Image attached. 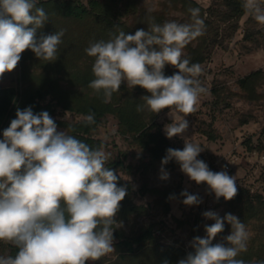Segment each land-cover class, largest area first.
<instances>
[{
  "label": "clouds",
  "instance_id": "1",
  "mask_svg": "<svg viewBox=\"0 0 264 264\" xmlns=\"http://www.w3.org/2000/svg\"><path fill=\"white\" fill-rule=\"evenodd\" d=\"M37 0H0V77L12 72L25 50L44 61L57 59L64 29L37 38V30L48 15ZM243 9L258 24L264 25V0H243ZM191 23L150 22L146 31L134 34L119 31L108 41L92 42L85 49L94 58V79L88 87L102 93L105 102L121 85L140 86L150 95L141 97L137 111L159 114L168 109L172 122L165 125L166 137L183 136L189 128L186 119L197 110L201 95L208 89L198 79L199 64L190 63L184 48L204 35L205 21L199 7L189 8ZM166 65L178 69L165 76ZM86 125L95 124V114L83 117ZM0 139V242L11 244L15 255H0V264H89L114 251L113 233L120 224L115 217L127 193L118 186L120 177L106 167L109 155L103 148H92L57 131L47 111L34 113L31 106L16 109L15 118ZM204 149L185 139L182 150L169 148L162 159L160 179H169L163 165L175 160L180 170L196 184L205 183L218 201L232 200L237 194L236 180L226 170L213 172L200 159ZM185 206L202 203L187 190L180 193ZM172 197H170L171 199ZM215 221L205 225V237L190 241L194 250L177 264H246L239 255L247 251L250 233L235 215L221 218L214 211L202 213ZM231 225L225 243L213 244ZM162 264H170L165 259ZM252 264H264V260Z\"/></svg>",
  "mask_w": 264,
  "mask_h": 264
},
{
  "label": "rangeland",
  "instance_id": "2",
  "mask_svg": "<svg viewBox=\"0 0 264 264\" xmlns=\"http://www.w3.org/2000/svg\"><path fill=\"white\" fill-rule=\"evenodd\" d=\"M194 1L207 8L214 0ZM81 2L86 4V0ZM164 3L165 0H140V13L136 16L124 13L121 21L138 29L148 27L151 13L162 9ZM218 29L217 44L209 58L200 65L202 73L198 77L208 92L201 95L197 110L186 117L189 128L183 136L171 139L166 137L165 125L172 122L168 109L162 110L159 114L145 110L143 114L145 122L153 120L171 144L184 146L186 138L189 142L199 144L204 150L197 159L203 160L211 171L217 172L219 168L227 167L228 174L235 177L237 186V194L232 200L225 201L221 197L217 201L207 184H196L180 170V167L174 170L165 169L169 173V179H160L162 166L159 163L150 165L147 154L134 144L128 135L118 133V121L113 115L105 114L100 118L92 137L100 142V147L106 153L110 154L108 161L120 159L125 166L117 169L116 173L120 177L119 180L129 186L126 196L129 206L133 208L129 211V206L128 209L123 207L122 212L116 215L115 219L120 226L115 230L123 232L124 235H136L143 227L152 226L160 245L173 246L186 256L193 250L190 241L196 236L205 237V225L215 222L205 219L202 216L203 212L214 211L221 218L226 213H231L246 225L250 233L247 251L237 258L254 262L257 255H264V151H252L250 148L264 145V83L258 89L261 97L256 101L235 97L230 99L227 107L224 103L214 104L211 89L214 86L224 87L232 93L240 94L238 79L257 70L264 71V40L260 35H256L264 33V25L258 24L246 13L239 19L233 35H230V31L223 23H219ZM246 32L253 33V39H257L258 42L245 40ZM28 56V50H25L18 66L0 77V89L14 88L19 94V103L14 113L17 108L21 110L26 108L25 97L32 92L34 86L47 85L54 75L58 77L62 101L74 107L96 103L117 105L126 98L123 92L124 88H128L126 83L121 85L119 92L113 93L108 102L104 101L102 93L90 89L84 79L86 76L94 78L92 67H59L54 61L40 60L35 55H32V58ZM146 95L150 93L141 94L137 98L139 103H144L141 97ZM47 99L48 97L43 103ZM132 100L134 102V99ZM49 114L57 124V131H66L58 121L77 122L82 118L74 112L63 111L60 108ZM12 115L11 119H8L10 122L15 118V116L12 118ZM246 117L249 118V122L241 125L240 120ZM207 133H211L216 139L214 141L206 139L204 134ZM184 190L198 195L202 203L185 206L182 203L184 197L180 195ZM166 191L172 195L171 199L165 200ZM259 195L261 196L258 198ZM251 197L257 198L253 207L258 209L250 212V214L256 212V216L249 218L244 211L246 202ZM231 231V225L225 221L223 231L217 234L213 244L225 243L227 246L225 237L230 235ZM9 245L11 244L0 242V255H9ZM113 247L112 253L97 261H90L89 264H122L114 244Z\"/></svg>",
  "mask_w": 264,
  "mask_h": 264
},
{
  "label": "trees",
  "instance_id": "3",
  "mask_svg": "<svg viewBox=\"0 0 264 264\" xmlns=\"http://www.w3.org/2000/svg\"><path fill=\"white\" fill-rule=\"evenodd\" d=\"M140 0H86L83 4L81 0H46L37 1V7H41L48 15V21L44 26L37 30V38L40 36L54 34L60 29L65 30L62 37V43L58 46L57 59L54 64L59 67H92L94 58L89 57L85 49L90 43L99 40L108 41L119 31H124L126 34H134L138 28L130 26L126 22L121 21V16L125 13L129 16H136L139 11ZM243 0H214L207 8L202 7L194 0H165V3L159 11L151 13L148 20L149 26L140 28L148 30L150 22L163 24L166 21H175L177 23H191V14L189 8L199 7L201 9V18L205 21L204 35L189 43L184 48V57L190 58V63L203 64L208 58L217 44L219 36V23H223L230 35H233L237 29L239 19L246 14L242 7ZM177 13L178 15H171ZM264 40V33H256ZM253 33L246 32L244 39L252 42H258L253 39ZM28 57L32 58L35 55L30 49ZM165 76H171L178 69L171 65H166L164 68ZM94 78L85 77L86 84H89ZM264 83V71L257 70L247 74L237 80L238 89L241 93H232L224 87L214 86L211 89L214 104L219 105L224 103V106H229V101L232 98L240 97L247 101H256L261 97L258 89ZM50 87V88H49ZM123 92L126 98L117 105L107 104L98 105H73L63 102L61 98V89L59 88L58 77H51L47 85L41 84L34 86L32 92L25 98V106H31L34 113L47 111L54 113L56 108L63 111L74 112L82 118L77 122L58 121V124L66 129L69 135L75 136L77 139L88 144L92 148L100 147V142L92 137V133L97 127L100 118L105 114L113 115L118 121V133L128 135L132 142L138 145L149 157L150 165L159 163L166 155V150L169 148L182 150L184 146L171 144L163 135L159 126L153 121L145 122L144 114L138 112L137 105L140 95L148 93L140 86L134 88H124ZM122 94V93H121ZM122 96V95H121ZM48 97L47 101L43 100ZM134 99V102H132ZM19 103V94L14 88L0 89V139L3 138V130L10 125L11 119L15 116L13 112ZM165 110V109H164ZM89 113L95 114V124L86 125L83 122V117ZM9 121V122H8ZM8 122V123H7ZM249 118L240 120V124H246ZM206 139L214 141L216 138L211 133L204 134ZM252 151H264V145L250 148ZM106 167L114 169L125 168L122 160L108 161ZM166 170H174L180 167L175 161H169L163 165ZM118 186H125L127 193L129 186L118 181ZM165 200L172 196L167 191ZM261 195L257 196L258 198ZM257 198L251 197L246 202L244 214L249 218L256 216L254 212L258 208H254L253 204ZM260 202V201H259ZM120 209L117 213L120 214L123 207L126 209L130 203L126 196L120 203ZM129 211L132 206H129ZM167 208V205H166ZM128 209V208H127ZM252 210V211H251ZM113 241L118 252L119 261L122 264H162V261L167 259L170 264H177L178 260L184 258V253L173 246H162L159 244L155 235V230L152 226L143 227L136 235H124L123 232L114 230ZM9 255H15L17 249L9 245ZM194 251V250H192ZM165 252V253H164ZM264 260V255L256 256L255 261ZM246 264L251 263L246 259Z\"/></svg>",
  "mask_w": 264,
  "mask_h": 264
},
{
  "label": "built area",
  "instance_id": "4",
  "mask_svg": "<svg viewBox=\"0 0 264 264\" xmlns=\"http://www.w3.org/2000/svg\"><path fill=\"white\" fill-rule=\"evenodd\" d=\"M223 170H226V171L228 172L229 169H228L227 167L223 166V167L219 168V169L217 170V172H219V171H223Z\"/></svg>",
  "mask_w": 264,
  "mask_h": 264
}]
</instances>
